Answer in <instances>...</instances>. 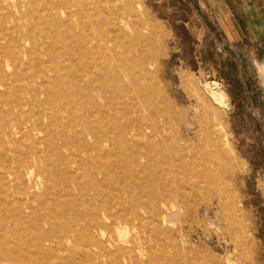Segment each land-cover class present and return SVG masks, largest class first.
<instances>
[{"label": "rangeland", "instance_id": "374dc122", "mask_svg": "<svg viewBox=\"0 0 264 264\" xmlns=\"http://www.w3.org/2000/svg\"><path fill=\"white\" fill-rule=\"evenodd\" d=\"M63 2L71 4L0 0V118L39 113L44 125L40 134L15 131L14 144L0 136V164L7 152L9 162L0 166V264H264V66L233 47L198 0H132L157 59L147 63L156 79L139 85L159 86L167 104L155 95L137 113L121 112V96L108 95L105 129L89 124L99 144L84 145L75 92L84 101L91 92L59 71L55 8ZM140 123L155 125L150 145L166 160L156 188L136 178L140 167L152 172L146 147L121 159V143L132 137L121 129ZM223 138L229 169L214 177L211 156ZM24 158L30 169L16 178ZM133 213L150 220L115 223ZM105 215L104 230L92 226ZM68 226L70 240L60 245ZM94 236L97 245L85 247ZM8 250L14 257L2 255Z\"/></svg>", "mask_w": 264, "mask_h": 264}, {"label": "bare ground", "instance_id": "6f19581e", "mask_svg": "<svg viewBox=\"0 0 264 264\" xmlns=\"http://www.w3.org/2000/svg\"><path fill=\"white\" fill-rule=\"evenodd\" d=\"M57 6L58 7L55 8L56 17L58 19L56 23V34L58 37L56 50L58 53L59 71H61L63 75L67 70H70L75 78L74 85L77 87L79 86L78 89L82 88V85H86L90 88L91 92V94L87 95V101H84L85 99L80 93L82 89L76 90L75 92V96L79 103L74 105V109L81 113L78 118V121H80L78 124L80 130L77 132V137L80 142L86 145L88 143L87 139L90 138L92 144L98 146L99 143L95 141L92 135L93 129L90 128L89 124H91V118L96 119L99 121L98 124L100 128L103 130L105 129L103 120L107 115L106 110H110V108H107V102L109 100L108 95L116 94L118 97L121 96V112L132 109L137 113L139 111L138 105L144 104L149 100L153 102L155 95L156 97L157 95L161 97L163 103L167 104L163 90L159 86L155 89H151L147 85V90L144 91V85H139L143 80L147 83L149 80L156 79L155 73L147 68V63L157 59L156 54L152 53L150 50L154 40L153 33L152 31L148 33H143L141 31L136 12L132 9V0H71L70 5L67 2H63ZM136 9H138V7H136ZM139 9H141V6H139ZM47 12L48 10L45 11V13ZM47 21L48 20L45 19V22ZM61 84H64L63 80ZM126 99L129 100L127 103L125 101ZM90 114L91 117H89ZM42 120L43 118L39 113L33 114L30 117L25 113L18 114L17 117L11 118L10 120L0 118V136H3L5 141L8 140V143L14 144L15 142L12 140V136L15 135V131H18L19 135H31L32 133L40 134L44 129ZM129 127V131L126 132L121 129V134L132 136L128 138L126 142L121 143V159L124 160L127 158V154L131 150L146 147L149 152L155 155L154 164H152V172L147 173L144 168L140 167L136 171V178L156 188L155 183H157L162 176L167 177L168 175L167 172L163 170L160 171V173L158 171V168L162 167L163 163L166 161L164 155L160 154V152L150 145V141L155 137L157 129L155 125L144 123ZM224 138L221 139V141H219V139L216 140V146H214L215 150L211 156L213 158L212 168L213 173H215L214 177L218 176L217 173L221 172V170L229 169V144L227 142L228 140ZM7 153L2 155L3 164H0V166L4 168L6 167L5 164L9 166V162L7 163ZM21 157L24 156L21 155ZM15 164V168L17 169L15 173L16 178L23 174L19 169H30L27 167V165H30V162L26 158H24L23 162L18 163L17 161ZM222 175L224 176V174ZM226 179L227 177L224 180ZM226 187L223 185L224 189ZM141 189H143L142 186ZM28 191L31 193L36 190L35 187H30ZM161 197L163 198L162 195ZM163 203L166 202L163 201ZM3 210L4 207L0 205V226L6 229V219L2 214L3 212H1ZM18 215L21 219L23 217L22 211H19ZM109 219L110 217L106 215L104 218L94 216L91 219L92 226L104 230L106 228L104 220L107 221ZM142 219H146L147 222L150 220V218H143L137 213H133L129 217L126 215H121V218L117 217V222L115 223L121 224V227L125 228L127 225H131L134 222L142 224ZM115 223L112 222L113 225H116ZM161 225H164V222H162ZM67 228H65L67 229L65 230V235L57 236V243L60 245L63 240H70L69 233L73 230L69 226ZM95 237L96 236H94V238H88L84 242V246L97 245L98 242ZM56 239L57 238H55L54 241H56ZM50 240L45 239L44 241L50 243ZM80 240L82 241V239ZM2 255L6 256V258L14 257V253L9 250L3 251Z\"/></svg>", "mask_w": 264, "mask_h": 264}, {"label": "crops", "instance_id": "0c3cea01", "mask_svg": "<svg viewBox=\"0 0 264 264\" xmlns=\"http://www.w3.org/2000/svg\"><path fill=\"white\" fill-rule=\"evenodd\" d=\"M198 1L233 47H245L251 64L264 66V0Z\"/></svg>", "mask_w": 264, "mask_h": 264}]
</instances>
